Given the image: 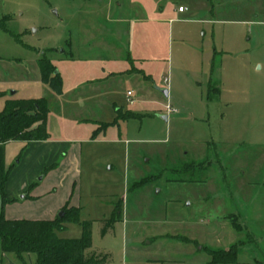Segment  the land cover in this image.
I'll use <instances>...</instances> for the list:
<instances>
[{
    "label": "rangeland",
    "instance_id": "374dc122",
    "mask_svg": "<svg viewBox=\"0 0 264 264\" xmlns=\"http://www.w3.org/2000/svg\"><path fill=\"white\" fill-rule=\"evenodd\" d=\"M108 1L0 0V111L12 98H45L50 135L45 148L6 144L0 218L74 206L78 220L58 236L79 239L91 222L86 255L104 264H207L222 252L235 257L219 264H264V0H213L224 22L210 24L191 22L205 9L190 0H119L122 17L144 3L150 19L132 32L142 65L118 42L99 45ZM160 15L169 21L151 20ZM40 60L56 68L61 94ZM109 71L118 74L100 81ZM36 262L0 242V264Z\"/></svg>",
    "mask_w": 264,
    "mask_h": 264
},
{
    "label": "trees",
    "instance_id": "16d2710c",
    "mask_svg": "<svg viewBox=\"0 0 264 264\" xmlns=\"http://www.w3.org/2000/svg\"><path fill=\"white\" fill-rule=\"evenodd\" d=\"M46 67H45V66ZM41 78L53 91L62 93V79L56 74V68L51 66L48 60L39 61ZM48 67V68H47ZM4 96L0 92V97ZM48 100L39 99H10L5 108L0 111V188L3 197H6L5 189L10 175V169H6V144L12 141L40 142L50 139L47 130ZM128 119L138 118L134 113L126 114ZM126 118V119H127ZM115 121L112 124H117ZM111 124H104L107 129ZM121 204V203H120ZM119 204V205H120ZM69 206V205H68ZM65 206V207H68ZM64 207V208H65ZM78 208H70L60 218L54 220H9L0 218V242L2 252L15 254L19 258L27 253L37 255V264H104L106 257L96 254L87 256L86 252L92 247V223L83 225V233L79 239H62L58 231L65 229V223L69 220H78ZM118 214L121 206L117 207ZM113 227L111 222L105 223L102 234H106ZM235 255L228 253L218 254L217 258L207 264H219L231 262ZM230 259V260H229Z\"/></svg>",
    "mask_w": 264,
    "mask_h": 264
},
{
    "label": "crops",
    "instance_id": "0c3cea01",
    "mask_svg": "<svg viewBox=\"0 0 264 264\" xmlns=\"http://www.w3.org/2000/svg\"><path fill=\"white\" fill-rule=\"evenodd\" d=\"M190 1L198 3L199 5H201V8L205 9L203 11L201 10L202 14H200V16H202L201 17L202 19H196V20L192 19L191 22H195L197 24H210V23H214V22H224V20H222V19L217 20V18H221V17H216V15H215V11H214L215 6L213 4V0H190ZM98 2H100V4H101V2H103V0H98ZM158 4H159V2H157V5ZM106 5L108 7V13H107L108 16L105 20L102 19L100 24L101 23H103L104 25L106 24V26H107L106 30H107L108 34L102 33L100 31V37H101L100 40L104 41V43L99 42V45L100 44L106 45L105 41H107V38L109 40L111 39V41H115L116 43L118 42L119 45H123V47L125 48L124 49L125 53L127 54L126 58L130 61L131 64H135V63H140L141 65L144 64V57L134 58L133 52H135V50L132 51V44H133L132 32H133L134 25L139 24L141 26V30H143V32H144L145 24L150 21V19L147 16L146 8L144 7V3H142V4H138V3L130 4V7H129L130 9L134 8V9L139 10V17H133V18L132 17H130V18L129 17L128 18L122 17L123 3L119 0H115V4H114V0H110V1H108V3ZM180 7H183V6H180ZM189 7H191V6L188 5V7H187V5H185L184 8H186V10L183 12H181L179 10V13L185 14V13L189 12L190 11ZM205 14L210 15V17H208ZM136 16H137V14H136ZM160 16L161 17H158L156 19L154 18L151 20L156 22V23H164V24H166L169 21L168 19L162 17V15H160ZM109 47H110V45H109ZM215 53H218V52H216V49H214V53H212L213 54L212 56H214ZM130 54H132V56ZM109 59H112V57H110ZM122 59H123V57H122ZM213 60H214V57H213L212 61ZM132 68L133 69H131V70L135 69L134 72H136V74H139V75L142 74L144 76V69H142V68L140 69V68H136V67H132ZM128 72L131 73L132 71H130V69L129 70L126 69V71L124 73H128ZM103 74L105 77L101 78L100 81H106L105 79L108 80V78H114V76H116L118 73H116L114 71H109L108 74H106V72H104ZM131 95H132V93L129 91L128 96L130 97ZM12 99H15V98H12ZM167 119H168V117H167ZM114 122H112V123H114ZM112 123H103V124L114 125ZM49 140L40 141V142H31V143H34V144L40 143V144H42L41 146L45 148L49 145ZM66 163H67V160L65 161V163H63V166H60V168H62V169L65 168L64 164H66ZM5 165H6V169H8L6 163H5ZM60 168H58V169H60ZM63 207L64 206L62 203L53 204L52 206H51V204H49L48 208L42 207V216H44V217L47 216V219H37V221L54 220L58 216L57 212L62 210ZM72 208H76V207L73 206ZM45 213H47V215H45ZM28 220H33V219H28Z\"/></svg>",
    "mask_w": 264,
    "mask_h": 264
},
{
    "label": "water",
    "instance_id": "95a60500",
    "mask_svg": "<svg viewBox=\"0 0 264 264\" xmlns=\"http://www.w3.org/2000/svg\"><path fill=\"white\" fill-rule=\"evenodd\" d=\"M13 95L15 94V92L12 93ZM164 94L167 96L168 95V91H164ZM163 119L167 120V116H163ZM59 217L63 218L64 217V212H60L59 213Z\"/></svg>",
    "mask_w": 264,
    "mask_h": 264
},
{
    "label": "built area",
    "instance_id": "2783aa9c",
    "mask_svg": "<svg viewBox=\"0 0 264 264\" xmlns=\"http://www.w3.org/2000/svg\"><path fill=\"white\" fill-rule=\"evenodd\" d=\"M179 10H180L181 12H183V11L186 10V8H184V7H180Z\"/></svg>",
    "mask_w": 264,
    "mask_h": 264
}]
</instances>
